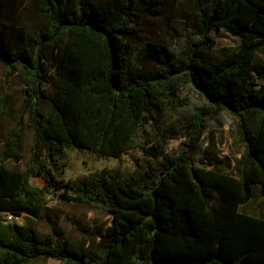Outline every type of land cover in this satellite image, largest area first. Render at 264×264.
<instances>
[{
  "label": "trees",
  "instance_id": "obj_1",
  "mask_svg": "<svg viewBox=\"0 0 264 264\" xmlns=\"http://www.w3.org/2000/svg\"><path fill=\"white\" fill-rule=\"evenodd\" d=\"M213 29L240 43L218 48ZM262 47L264 0H0V122H14L0 125V264H264V217L241 211L255 188L264 196ZM223 112L234 158L203 146ZM138 148L130 173L59 179L68 150L121 160ZM59 190L108 220L40 234Z\"/></svg>",
  "mask_w": 264,
  "mask_h": 264
},
{
  "label": "rangeland",
  "instance_id": "obj_2",
  "mask_svg": "<svg viewBox=\"0 0 264 264\" xmlns=\"http://www.w3.org/2000/svg\"><path fill=\"white\" fill-rule=\"evenodd\" d=\"M21 5H23L28 0H20ZM214 0H205V4L210 6ZM19 2V1H18ZM144 34L150 35V31H153L154 26H149V24H144ZM210 35L216 40L217 47L221 48L223 46H235L240 43V38L234 36L227 32L226 30L213 29ZM150 40V39H149ZM177 50L180 49L179 42L176 45ZM140 49L137 48V52ZM264 60V47L257 52V61ZM3 66L0 64V85L2 86L4 92L6 90V82L3 81L5 78L3 73ZM20 89L19 83L12 81L11 92L12 94H17V90ZM21 100L18 99L16 102V107L20 106ZM14 122L7 120V118L2 119L0 122L2 131L6 132L9 128L13 126ZM234 118L226 112L221 113L215 120L211 121L208 130L204 135L203 146H207L209 143L216 141V151L220 156H230L234 158L235 153L239 151L237 145L234 143L233 129ZM32 142V135L30 133L26 134V159L29 156V148ZM0 141V146H1ZM178 141H173L172 146L177 145ZM144 157V152L142 149H134L130 151L127 155L123 156L121 160L117 158H99L88 152H85L82 156H79L76 151L68 150V165L64 168V173L59 176V179H64L68 181L70 179L81 178L91 172L101 170L104 168L115 169L120 168L125 174L130 173L134 170L135 161L139 158ZM200 158H204L203 153ZM24 164V162H23ZM58 177V176H57ZM32 183L38 186H43L44 181L39 178H32ZM260 188H255L256 199L248 204H246L247 210L254 211L257 214L264 217V198H258ZM62 190L56 191V194L51 193L48 195V210L43 213L42 217L36 218V228L37 231L42 235L51 234L50 222L54 221L59 226L63 227L65 230V236L67 237H79L83 230L91 227L94 224L99 223L100 220H108L109 216L100 210H90L87 207L79 206L75 204L65 203L58 194ZM13 222L22 224L25 223L24 217H19L14 219ZM29 264H59L55 260H39Z\"/></svg>",
  "mask_w": 264,
  "mask_h": 264
},
{
  "label": "crops",
  "instance_id": "obj_3",
  "mask_svg": "<svg viewBox=\"0 0 264 264\" xmlns=\"http://www.w3.org/2000/svg\"><path fill=\"white\" fill-rule=\"evenodd\" d=\"M260 193V192H259ZM264 198V196L260 193V195L258 194V198ZM256 198H254L252 201H254ZM252 201H250V202H252ZM249 202V203H250ZM246 204H248V203H246ZM246 204H244V205H242L241 206V211H243V212H245V213H248V214H251V215H255V216H258V217H262L261 215H259V214H257L256 212H254V211H249V210H247V207H246Z\"/></svg>",
  "mask_w": 264,
  "mask_h": 264
},
{
  "label": "built area",
  "instance_id": "obj_4",
  "mask_svg": "<svg viewBox=\"0 0 264 264\" xmlns=\"http://www.w3.org/2000/svg\"><path fill=\"white\" fill-rule=\"evenodd\" d=\"M9 218L12 219V220H14V219H18L19 217H16V216L10 214V215H9Z\"/></svg>",
  "mask_w": 264,
  "mask_h": 264
}]
</instances>
